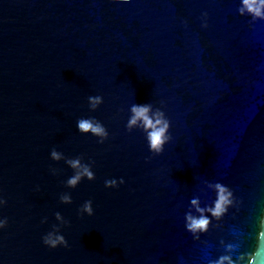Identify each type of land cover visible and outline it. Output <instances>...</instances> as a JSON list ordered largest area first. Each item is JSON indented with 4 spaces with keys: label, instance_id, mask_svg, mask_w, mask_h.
Wrapping results in <instances>:
<instances>
[{
    "label": "water",
    "instance_id": "obj_1",
    "mask_svg": "<svg viewBox=\"0 0 264 264\" xmlns=\"http://www.w3.org/2000/svg\"><path fill=\"white\" fill-rule=\"evenodd\" d=\"M239 5L0 0V264H209L227 254L247 264L264 245V20L241 16ZM94 95L103 103L91 111ZM134 103L171 121L161 154L126 129ZM82 117L102 122L108 138L80 133ZM53 147L94 161L95 179L66 187L73 170L50 158ZM216 182L234 204L196 238L185 214H198L194 198L212 204ZM64 192L71 204L60 202ZM88 199L94 214L81 216ZM57 211L70 221L61 228L68 247L53 249L42 237Z\"/></svg>",
    "mask_w": 264,
    "mask_h": 264
},
{
    "label": "clouds",
    "instance_id": "obj_2",
    "mask_svg": "<svg viewBox=\"0 0 264 264\" xmlns=\"http://www.w3.org/2000/svg\"><path fill=\"white\" fill-rule=\"evenodd\" d=\"M120 3L128 4L130 0H119ZM238 13L241 16H249L252 21L257 19L264 20V0H240L238 7ZM207 12H204L202 16L205 18L203 26L207 27ZM103 103V97L101 95H94L88 97L89 109L95 111ZM130 115L127 119L126 129L132 131L133 129H139L143 133L147 142L148 150L153 155H159L164 151L165 145L172 140L170 132L171 121L166 116L165 112L161 108H153L151 103L137 104L134 103L129 108ZM76 127L80 133L92 134L99 138V143H103L109 136L107 128L102 122L95 117L80 118L76 122ZM50 158L54 161L64 162L73 170V174L64 181L66 187L76 188L78 184L85 178L89 181L95 179V173L92 170L93 162H84L82 156H76L69 158L64 155L63 152L58 151L55 147L50 152ZM52 174L57 173V169H50ZM125 181L121 177L119 179L112 178L105 180L104 184L107 188L118 187L119 184H123ZM210 187L214 188L216 192V198L211 205L200 207L199 200L194 198L191 200V205L195 208L193 214L188 212L185 214V229L192 233L193 236L198 238L200 233H206L209 229V225L212 223V219L220 220L234 204V196L232 189L226 184L216 182ZM39 191V186H37ZM59 200L63 204H71L72 196L68 192L60 194ZM7 201L3 194L0 193V208L6 205ZM79 214L82 216L87 214L92 216L94 214L93 201L91 199L85 200L84 203L78 209ZM55 219L58 223L52 225L51 230L48 231L42 237V242L49 248H57L58 246L68 247V242L65 236L61 233V228L69 225L70 221L66 220L64 216L59 212H55ZM47 217H43L41 223H46ZM8 225V218L0 216V230H3ZM258 236L264 238V216L259 218V232ZM229 252H233V246L228 245ZM264 254V245L250 254L251 258L247 261V264H252L253 260L260 259ZM245 255L240 254L236 259H233L232 254L222 255L215 260L209 261V264H244Z\"/></svg>",
    "mask_w": 264,
    "mask_h": 264
}]
</instances>
